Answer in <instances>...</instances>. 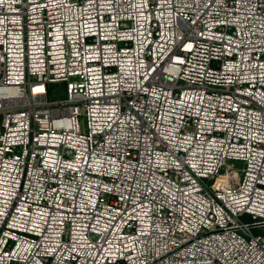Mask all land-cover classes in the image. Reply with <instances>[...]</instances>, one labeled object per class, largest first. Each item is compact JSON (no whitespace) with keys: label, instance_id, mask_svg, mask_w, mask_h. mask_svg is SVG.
<instances>
[{"label":"built area","instance_id":"2783aa9c","mask_svg":"<svg viewBox=\"0 0 264 264\" xmlns=\"http://www.w3.org/2000/svg\"><path fill=\"white\" fill-rule=\"evenodd\" d=\"M0 264H264V0H0Z\"/></svg>","mask_w":264,"mask_h":264},{"label":"rangeland","instance_id":"374dc122","mask_svg":"<svg viewBox=\"0 0 264 264\" xmlns=\"http://www.w3.org/2000/svg\"><path fill=\"white\" fill-rule=\"evenodd\" d=\"M52 97L53 98H57L58 97V95L56 94V93H54L53 95H52ZM233 167H235L236 169H238V170H241L242 168H243V163H241V162H237V161H231V162H229Z\"/></svg>","mask_w":264,"mask_h":264}]
</instances>
